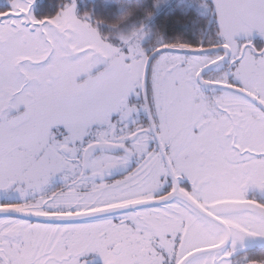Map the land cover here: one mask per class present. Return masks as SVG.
I'll return each instance as SVG.
<instances>
[{
	"label": "snow or ice",
	"instance_id": "1",
	"mask_svg": "<svg viewBox=\"0 0 264 264\" xmlns=\"http://www.w3.org/2000/svg\"><path fill=\"white\" fill-rule=\"evenodd\" d=\"M264 0H0V264H260Z\"/></svg>",
	"mask_w": 264,
	"mask_h": 264
},
{
	"label": "flooded vegetation",
	"instance_id": "2",
	"mask_svg": "<svg viewBox=\"0 0 264 264\" xmlns=\"http://www.w3.org/2000/svg\"><path fill=\"white\" fill-rule=\"evenodd\" d=\"M260 264H264V259H261Z\"/></svg>",
	"mask_w": 264,
	"mask_h": 264
}]
</instances>
